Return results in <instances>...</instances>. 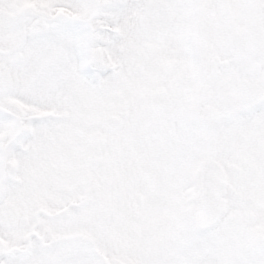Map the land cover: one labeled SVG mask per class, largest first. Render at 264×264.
<instances>
[{"label": "snow or ice", "instance_id": "6c2138e0", "mask_svg": "<svg viewBox=\"0 0 264 264\" xmlns=\"http://www.w3.org/2000/svg\"><path fill=\"white\" fill-rule=\"evenodd\" d=\"M0 264H264V0H0Z\"/></svg>", "mask_w": 264, "mask_h": 264}]
</instances>
